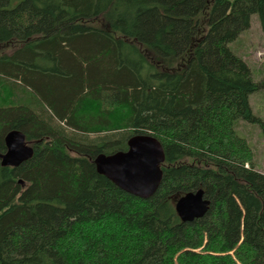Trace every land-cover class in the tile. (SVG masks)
Returning a JSON list of instances; mask_svg holds the SVG:
<instances>
[{"label": "trees", "instance_id": "1", "mask_svg": "<svg viewBox=\"0 0 264 264\" xmlns=\"http://www.w3.org/2000/svg\"><path fill=\"white\" fill-rule=\"evenodd\" d=\"M253 13L264 33V0H0V154L13 129L33 149L0 163V264H167L175 201L202 188L206 217L210 178L264 252V172L235 130L264 79L229 47ZM135 133L165 155L146 199L94 163Z\"/></svg>", "mask_w": 264, "mask_h": 264}, {"label": "rangeland", "instance_id": "2", "mask_svg": "<svg viewBox=\"0 0 264 264\" xmlns=\"http://www.w3.org/2000/svg\"><path fill=\"white\" fill-rule=\"evenodd\" d=\"M229 47L246 61L255 82L264 79V33L256 13ZM249 103L257 121L238 120L235 130L252 148L255 168L264 172V84L250 94ZM209 182L211 211L203 219L186 224L168 243L167 264H264V252L258 247L262 237L251 226V213L242 209L245 219L230 232L229 222L236 210L232 204L241 208V202L217 180L210 178ZM227 197L233 199L231 205L226 203Z\"/></svg>", "mask_w": 264, "mask_h": 264}, {"label": "water", "instance_id": "3", "mask_svg": "<svg viewBox=\"0 0 264 264\" xmlns=\"http://www.w3.org/2000/svg\"><path fill=\"white\" fill-rule=\"evenodd\" d=\"M126 150L100 154L94 159L97 171L122 190L140 198H149L158 188L165 155L160 141L149 134L135 133L128 139ZM6 151L0 154L3 166L16 167L32 156L33 149L26 143L25 134L18 129L5 136ZM175 211L182 222L192 223L204 217L211 201L202 188L177 198Z\"/></svg>", "mask_w": 264, "mask_h": 264}]
</instances>
